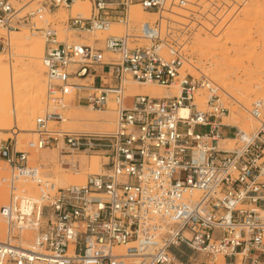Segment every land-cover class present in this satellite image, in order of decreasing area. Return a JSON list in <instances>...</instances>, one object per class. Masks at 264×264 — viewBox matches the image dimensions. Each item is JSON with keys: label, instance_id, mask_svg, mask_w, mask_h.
<instances>
[{"label": "built area", "instance_id": "obj_1", "mask_svg": "<svg viewBox=\"0 0 264 264\" xmlns=\"http://www.w3.org/2000/svg\"><path fill=\"white\" fill-rule=\"evenodd\" d=\"M77 1L90 4L89 14L69 15L63 32L96 36L92 45L61 40L49 21ZM223 5L32 0L16 7L0 0V52H10L11 34L22 29L40 36L46 97V111L35 119L37 138L27 149L13 137L0 142V159L10 169L2 179L8 198L0 207V264H192L194 254L206 258L196 264L218 257L224 264H264V116L249 133L225 124L220 87L185 68H191L190 36L214 28ZM133 6L156 20L136 22ZM145 84L175 93L130 92ZM71 104L96 111L112 104L113 129L51 128L65 121L57 110ZM253 106L259 111L263 103ZM49 148L106 161L84 185L56 187L29 164L32 151ZM23 182L33 185L35 196L19 188Z\"/></svg>", "mask_w": 264, "mask_h": 264}, {"label": "rangeland", "instance_id": "obj_2", "mask_svg": "<svg viewBox=\"0 0 264 264\" xmlns=\"http://www.w3.org/2000/svg\"><path fill=\"white\" fill-rule=\"evenodd\" d=\"M10 1L14 6L21 7L32 0ZM217 2L225 5L220 12L216 13L218 20L215 27L207 26V30H198L190 36L186 43L185 55L191 63V68L186 66L185 68L193 75H197V71L205 73L220 87L222 102L229 112L228 122L249 133L257 127L258 119L264 116V0H217ZM80 4V7H83L87 13L84 16H88L90 4L83 2ZM74 6L70 11H57L49 18V21L58 31L61 40L65 37V39L68 38L67 41L92 45L91 38L94 39L96 36H77L71 33L69 37L63 32L62 23L69 15H74L72 11ZM134 7L131 10L136 22L156 20V16L146 14L138 6ZM174 12L180 16L188 15L181 10ZM164 15L174 21L185 23L180 16ZM2 33L0 29V34ZM42 53L43 41L40 36L31 35L23 29L11 34L10 52H0V142L12 137L16 138L21 150L27 149V142L36 140L35 119L46 111ZM192 66L196 68V71ZM149 85L159 91L168 92L155 84ZM68 99L71 101L72 97ZM257 101L263 102V107L259 111L253 108V104ZM124 104L131 106L132 100H126ZM107 109L96 111L71 104L64 111L57 110L62 112L65 121L50 123V127L75 131L77 126H84L85 122L95 123L99 119H104L101 114L111 110L110 121L107 122L108 129H104L109 131L114 126V106L109 104ZM80 128L83 129L82 131L86 129V127ZM89 132H99V130ZM224 134L229 135L230 132L225 130ZM227 144L232 145V142H227ZM71 160L78 161L79 175L71 172L69 163ZM81 160L84 165L81 163L80 166L79 161ZM103 160L102 156L94 154L70 153L60 148H49L32 151L29 164L38 169L43 178L57 185L61 180H67L70 183L81 182L58 186L68 187L84 185L90 175L97 174L94 171L99 169L98 164ZM9 176V166L0 159V206L4 205L8 198L7 182H2V179L7 180ZM18 185L19 188H24L29 194L35 196V188L31 183H19ZM4 234L5 224L0 219V240L4 239ZM25 237L30 239L31 234L25 233ZM187 255L189 253L185 252V256ZM201 261H206V258L199 254L192 256V264ZM212 263L224 264L220 257Z\"/></svg>", "mask_w": 264, "mask_h": 264}, {"label": "bare ground", "instance_id": "obj_3", "mask_svg": "<svg viewBox=\"0 0 264 264\" xmlns=\"http://www.w3.org/2000/svg\"><path fill=\"white\" fill-rule=\"evenodd\" d=\"M80 2H83V3H85V4H87V5H89L88 4V2L87 1H77L73 6H74V8H73V14H81V15H87V13L84 11V8L82 7H80ZM134 7V6H133ZM135 8V7H134ZM147 14V13H146ZM149 15H151V14H149ZM14 34V33H13ZM75 38V37H74ZM77 38V37H76ZM79 39V38H78ZM91 40L93 41V39L91 38ZM73 42V41H72ZM1 64V63H0ZM1 66V65H0ZM193 67V66H192ZM193 69L196 71V68L195 67H193ZM156 85V84H155ZM158 86V85H157ZM131 91V93L132 94H147V95H150V96H152V97H162V96H167V95H171V94H173V93H175V88H173L172 90H170V91H168V92H162V91H159V90H157L156 88H154L153 86H151V85H149V84H145V85H132L131 86V89H130ZM259 102H261V101H259ZM263 103V102H262ZM111 109V108H110ZM108 110V109H107ZM110 112H112L111 110L110 111H107V112H104L103 114H101V115H103L104 116V119L102 118L101 120L99 119L98 121H96L95 123H87V122H85V125L84 126H77V128H75V129H77V130H83V129H81L80 127H86V129H84V131H86V132H89V131H92V130H99V132H105V130L104 129H108V125H107V122H109L110 121V116H109V113ZM186 110H181L180 111V113H181V115H185L186 114ZM114 113V112H113ZM249 115V114H248ZM223 119H225V124H229V125H232L231 123H229L228 122V118L227 117H224ZM82 120V119H81ZM93 121V120H92ZM114 121H115V119H114ZM77 122H78V120H77ZM76 122V123H77ZM113 125H114V122H113ZM233 126V125H232ZM235 126V125H234ZM236 127H238V126H236ZM239 128V127H238ZM239 129H241V127L239 128ZM103 130V131H102ZM242 130V129H241ZM110 131V130H109ZM36 135V134H35ZM92 162H93V160H91ZM104 161H106V160H104ZM77 162L78 161H75V160H71L69 163L71 164V172L73 173V174H75V175H79L80 174V172H79V170H78V167H77ZM60 163V162H59ZM59 163H57L58 164V166H59ZM79 163H80V166H81V163L84 165V163H83V160H81V161H79ZM98 163V162H97ZM93 164V163H92ZM91 164V165H92ZM97 165V164H96ZM99 166H98V170L97 171H94V173H99V171H100V169H101V163L100 164H98ZM93 166V165H92ZM91 166V167H92ZM94 167H96V166H94ZM77 180V179H76ZM79 180V179H78ZM23 183H25V182H23ZM51 183H53V182H51ZM69 183H70V181H67V180H61L60 182H59V185L60 186H66V185H69ZM79 183H81V182H78V183H70V184H79ZM56 187H58L59 185H57V184H55V183H53ZM28 187H29V185H28ZM24 189V188H23ZM24 191H27V190H25L24 189ZM1 207V206H0Z\"/></svg>", "mask_w": 264, "mask_h": 264}]
</instances>
